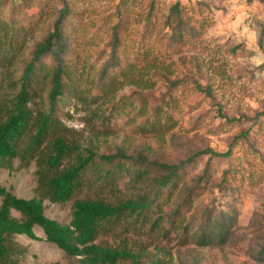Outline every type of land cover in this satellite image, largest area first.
I'll return each mask as SVG.
<instances>
[{
    "label": "rangeland",
    "instance_id": "obj_1",
    "mask_svg": "<svg viewBox=\"0 0 264 264\" xmlns=\"http://www.w3.org/2000/svg\"><path fill=\"white\" fill-rule=\"evenodd\" d=\"M42 1L45 7L34 6L23 12L24 15H16L14 25L7 15L10 14L9 10L0 16L2 24L12 25L9 27V35L17 43L18 63L27 55L34 39H39L41 31L47 28L55 3L54 0ZM69 1L85 13L86 18V22L74 34L78 47L80 45L78 49L81 58L77 62L79 68L87 56L85 44L93 36L91 24L87 21L112 14L118 5L122 6L127 21L125 55L128 63L122 72L126 73L130 63H135V67L139 68L128 80L119 70L112 71L111 86L108 89L110 93L107 97H98L95 103L83 104L81 101L70 100L60 105L59 119L73 132L75 137L69 134L71 140L92 144L100 151L112 154L129 140L139 149L145 148L144 145L151 146L152 153L148 155L150 161L168 164L186 162L196 152L206 148L219 153L231 149L229 159L209 156L197 158L198 168L190 176L194 179L201 177L206 164H211L210 175L221 181L226 169L230 168L233 170L230 187H237L232 197L221 199L222 194L217 189L212 196L217 197L219 202H235L238 214L235 234L223 249H198L194 242L184 245L181 231L144 232L142 235L138 234V230L124 231L126 226L131 227L125 222L107 225L106 232H103L107 235L100 234L98 240L104 241L105 236L110 242L116 240V243H120V238L127 239L130 245H143L148 253L153 254L159 253L156 247L164 248L171 255L173 264H257L251 256L252 248L259 244V238L264 239V230L259 229L260 224L264 223V2ZM153 1L156 2L153 17L156 25L150 27L146 16ZM175 4L181 6L184 18L197 33L190 36L186 32L184 42L173 45L169 39H159L158 33L163 27L164 16L169 15V8ZM97 28L99 25H96L95 30ZM150 32L151 37L148 35ZM102 34L99 37H103ZM1 36H4L3 33ZM147 36L148 40L142 46L141 39ZM4 53L8 54V51ZM154 61L157 63L155 69H147L146 72L141 69ZM149 70H156L161 76L168 74L173 80L182 83L170 90L156 71L154 74ZM141 71L149 74L146 81L150 87L129 86L132 80L139 81ZM45 72L48 73V65L44 71L42 68L37 69L33 76L31 91L38 95L31 105L32 110L41 109L44 105L42 89ZM93 79V73L86 74L83 69L76 72L75 81L81 91L89 89ZM198 84L211 87L212 95L198 92ZM135 91L150 96V102H144L138 96L133 97ZM84 97L89 101L87 94ZM154 99L163 100L158 114L153 112L154 105L151 106L156 101ZM31 135L32 132H27L23 141H28ZM161 137L164 139L161 142L163 145L158 140ZM71 161L67 159L61 169ZM38 169L36 160L27 165L14 161L12 170L8 167L0 169V185L12 189L19 198L32 199L37 196ZM121 176L104 172L98 162L91 163L82 174V185L75 192L73 200L60 204L47 199L46 215L60 224H66L70 222L73 204L78 200L90 198L112 202L126 198L124 190L119 186ZM212 197H208L204 203L211 204ZM130 225L142 229L141 224L135 220ZM35 232L40 239L38 241L25 236L13 238L14 245L20 248L14 257L18 259V264H78L48 243L40 228H36ZM111 232H116L120 238L114 239ZM139 232H143V229Z\"/></svg>",
    "mask_w": 264,
    "mask_h": 264
},
{
    "label": "trees",
    "instance_id": "obj_2",
    "mask_svg": "<svg viewBox=\"0 0 264 264\" xmlns=\"http://www.w3.org/2000/svg\"><path fill=\"white\" fill-rule=\"evenodd\" d=\"M54 3L47 28L41 31L39 39H34L27 55L19 63L16 61L17 43L9 35L12 25L0 21V56L3 55V59L0 57V169L8 167L12 170L14 161L27 165L32 160H36L39 168L36 172L37 196L32 199L19 198L12 189L0 185V264H18V259L14 257L20 248L14 245L13 238L25 236L38 241L36 228L44 232L48 243L78 264H173L171 255L164 248L156 247L158 254L148 253L145 246L130 245L116 232L111 233L114 239L120 238V243L116 240L110 242L106 236L104 241L98 240L100 234L106 232L107 225L119 222L131 226H126L124 231L138 230L140 235L154 231H181L184 245L194 242L198 249L227 247L238 226L235 202H219L217 197L212 196L216 189L222 194L221 199L236 194L237 187H230L233 170L226 169L221 181L210 175L211 164H206L201 177L194 179L190 175L198 168L197 158L229 159L231 149L219 153L206 148L196 152L186 162L168 164L150 161L151 146L144 145L145 148L139 149L129 140L114 154L102 152L92 144L71 140L69 134L75 137L73 132L59 119L60 105L70 100L95 103L98 97H107L110 93L112 71L119 70L128 80L139 68L130 63L126 73L122 72L128 62L125 55L127 21L121 5L112 14L87 21L91 24L93 36L85 44L87 56L79 68L80 45L78 47L74 34L86 22L85 13L69 0H54ZM34 6L43 7V1L0 0V16L9 10L7 15L14 25L16 15L22 16ZM149 7L146 16L148 24L155 27L156 2L153 1ZM184 17L179 4L170 7L158 38L169 39L175 45L184 42L186 32L195 36L197 31L191 29ZM96 25L99 28L95 30ZM102 32L103 37H99ZM2 33L4 36H1ZM148 35L151 37L152 32ZM147 40L148 36L142 38L141 45L144 46ZM6 50L8 54L4 53ZM156 64L154 61L141 69L146 72L147 69H155ZM46 65L48 73L45 72L42 89L44 105L41 109L32 110L31 105L38 95L31 91L33 76L37 69L44 71ZM78 69L94 74L92 86L87 90L81 91L75 81ZM150 71L156 74V70ZM139 74V81L132 80L129 86L149 88L146 81L149 74L143 71ZM161 77L170 90L182 83L168 74ZM196 90L212 95L209 86L198 84ZM86 94L89 101L84 97ZM132 96L150 102V96L144 92L135 91ZM154 100L151 106L154 105L153 112L158 114L163 100ZM27 132H32V135L28 141H23ZM158 140L164 142L163 137ZM67 159L73 160L72 163L61 169ZM93 162H98L106 173L122 175L119 186L126 198L112 202L90 198L78 200L73 204L69 223L60 224L49 218L45 201L49 199L67 204L73 200L82 185L83 172ZM53 171L56 172L51 174ZM204 196L207 197L202 199ZM208 197H212L211 204L204 203ZM133 220L141 224L143 232L130 225ZM259 229L264 230V223ZM259 240V244L252 248L251 256L257 264H264V239Z\"/></svg>",
    "mask_w": 264,
    "mask_h": 264
}]
</instances>
